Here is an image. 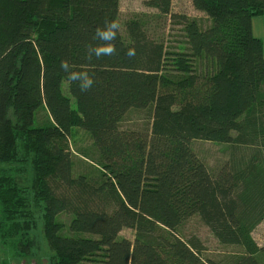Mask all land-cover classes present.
<instances>
[{
    "label": "trees",
    "instance_id": "1",
    "mask_svg": "<svg viewBox=\"0 0 264 264\" xmlns=\"http://www.w3.org/2000/svg\"><path fill=\"white\" fill-rule=\"evenodd\" d=\"M191 1L209 26L173 13V0L146 1L180 19V49L149 35L146 16H137L126 35L120 28L118 54L88 61L85 45L106 18L120 23L121 0H0L2 243L31 254L41 220L50 264H264L253 236L264 221V160L241 152L264 151V43L252 21L264 0ZM63 59L94 73L90 91L67 79ZM43 108L48 119L38 123ZM137 109L149 110L150 128L122 126ZM74 127L96 150H78L84 170L70 147ZM194 140L233 151L213 171ZM195 215L243 251L225 262L207 257L199 237L179 231Z\"/></svg>",
    "mask_w": 264,
    "mask_h": 264
},
{
    "label": "rangeland",
    "instance_id": "2",
    "mask_svg": "<svg viewBox=\"0 0 264 264\" xmlns=\"http://www.w3.org/2000/svg\"><path fill=\"white\" fill-rule=\"evenodd\" d=\"M147 0H121L120 2V25L121 31L126 35L125 23L133 17H143L148 21V33L152 37L164 40L166 46L171 49H180L186 42L183 32V24L179 18L173 19L169 16H159L158 12L146 5ZM173 13L178 15L186 14L191 18H196L200 21L203 27L210 25L208 16L197 10L191 0H173ZM148 15V16H147ZM254 34L260 37L264 43V13L255 15L252 19ZM66 94H69L67 82L63 85ZM73 104L75 102L73 100ZM149 110H132L124 118L122 126L125 128H150L152 118ZM48 119V112L46 109H41L37 116L38 123H44ZM193 146L199 156L207 163L213 171L222 167L230 158L233 148L230 144L219 143L206 140H194ZM70 147L74 151L76 167L78 170L86 169V158L78 152L89 151L93 155L96 150L93 146V140L88 131L74 127L72 129V139ZM255 147V148H254ZM257 146L249 145L241 148L242 154L248 158L256 155L258 158L262 157L264 160V151L262 155H257ZM241 154V155H242ZM89 160V159H88ZM69 215H64L63 219L68 220ZM163 231V230H162ZM181 236L185 239L197 236L201 239L207 257L213 258L216 261L225 262L237 253H241L243 248L239 245L225 244L221 242L208 228V226L201 220L198 215L189 218L180 227ZM32 234L37 238L39 246L34 248L31 254H20L15 250L11 242L0 241V264H50L53 252L51 251L48 240L42 230V222L39 221ZM121 235L134 238V231L125 228ZM253 236L259 245H264V221L257 226L253 232Z\"/></svg>",
    "mask_w": 264,
    "mask_h": 264
},
{
    "label": "clouds",
    "instance_id": "3",
    "mask_svg": "<svg viewBox=\"0 0 264 264\" xmlns=\"http://www.w3.org/2000/svg\"><path fill=\"white\" fill-rule=\"evenodd\" d=\"M121 25L116 19H105L103 26H98L92 35V41L85 45V57L88 61H91L93 57L95 59H101L105 56H113L118 54L114 41L117 39ZM125 55L128 58H134L136 50L134 47H130L126 50ZM60 69L67 74V79L76 83L81 92L90 91L97 83L94 73H90L86 70L75 71L72 69V65L67 59H63L60 62Z\"/></svg>",
    "mask_w": 264,
    "mask_h": 264
}]
</instances>
